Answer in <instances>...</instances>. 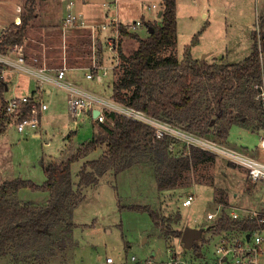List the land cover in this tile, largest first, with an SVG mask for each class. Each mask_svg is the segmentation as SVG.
<instances>
[{"label": "rangeland", "instance_id": "1", "mask_svg": "<svg viewBox=\"0 0 264 264\" xmlns=\"http://www.w3.org/2000/svg\"><path fill=\"white\" fill-rule=\"evenodd\" d=\"M61 1L18 0L21 14H27L29 8H32L36 17L26 27L25 39L20 46L24 48L29 57L42 56L49 63L48 65L54 68L64 66L63 63L68 60L70 54L76 60V66L73 67L90 69L94 62L97 63L96 57H91L94 56L93 50L96 49V44L99 41L95 40L96 43H94L91 32L86 29L71 28V31L63 32L61 29L55 28L59 23L57 16L59 13H64L66 0ZM160 1L117 0L121 12L120 18L127 22L140 20L145 25V22L156 18L154 13L157 12V9L150 7L152 4L160 6ZM175 2L177 8L176 45L164 49L163 55L173 53L178 61H182L184 51L189 50L188 45L191 44L193 37L197 39V44L190 48L192 58H201L210 64L217 62L235 64L250 54L253 44L252 32H259L261 28L259 20L264 16V0H175ZM74 10L77 11L76 6ZM49 12L51 15L47 14ZM203 14L206 16L203 17ZM37 15H41V17L45 15V19H37ZM46 17L50 19L49 22L46 21ZM156 20L158 19L156 18ZM138 33L136 34L139 37L146 38L147 28L142 26ZM96 38L97 36H95ZM129 39L124 41L123 46L119 44L120 41L118 42V47H122L121 50L122 52L125 51L126 56L133 48L132 38L129 37ZM102 41L104 43L103 39ZM130 43L132 46L128 45ZM106 52L108 53L105 48L103 50V47L100 52L98 51L102 57L101 61H98L101 64L106 61L112 65L115 58L113 55H106ZM206 53L211 54L206 55ZM119 61L118 53V62H116L119 63ZM261 65L263 84L260 94L264 93V56L261 57ZM83 74V71L78 69L76 71L67 70L65 79L67 82L78 85L89 92L103 96L111 95L112 98L113 82L111 88L108 87V77H104L102 82H98L95 79L86 80ZM111 78L114 80L115 73L112 74ZM5 79H12V85L14 82L20 83L21 88H25L26 84L24 83H27V90L30 91L35 87V83L25 76H15V74L6 72ZM49 89L51 90L49 94L44 93L41 96L47 105V110L42 113L39 136L20 134L10 125L2 132L3 134L1 133L0 185L15 178L30 180L38 186L43 185L46 177L40 162L42 160L44 162L60 160L59 152L64 148V137L69 131H75L77 137L74 139V143L76 145L89 142L95 135L98 125H93L89 119L84 120L85 117L83 116L76 120L79 122L77 126H73L72 121L74 120L67 108L68 93L61 88L50 87ZM15 92L18 96H22L29 91L19 89ZM230 95L226 111V114L230 113L228 120L237 114L232 109L237 104V101L232 100L233 98L236 99V96L231 93ZM209 99H211L209 94L200 93L197 101L198 110L205 108L204 105ZM1 104L0 101V113L2 111ZM259 112L258 116L249 117L246 120L242 119L241 122L238 121L236 126L238 125L239 128L242 126L243 129L251 132L257 128L264 130L263 106ZM110 113L111 111L105 110L104 122H108ZM185 117L187 116L183 115L182 118L185 119ZM159 119L175 124L182 131H189L200 138L210 139L217 144L223 143V141L224 143L227 142L233 148L246 150V153L253 158L264 160L259 155L260 152L256 151L259 142L257 133L251 134L240 130L238 127H232L229 134L230 144L228 139L221 140L216 137V130L223 120L219 119L216 122L217 126L211 125L208 130L209 133L200 134L187 131V120L182 119L183 122L176 124L168 119ZM71 138L72 135L69 132L66 136L69 143L65 152L78 148L72 144ZM47 140H49L48 143H46ZM187 145L185 140L171 141L170 146L172 148L169 150L172 154L178 155L183 152ZM104 151L105 148L100 147L85 159L71 164V178L74 184L77 182V175L82 163L96 160ZM151 160V153H149L129 170L117 176L111 173L103 178L99 184L97 183V188L84 190L85 198L73 212V222L77 226L75 225L76 229H73L71 234L65 232L66 224H62L53 231L45 232L41 238L32 239L28 237L24 242L11 244L6 249V254L0 256V264H106V257L112 258L113 264H167L170 258L169 250H173L176 254L182 252L181 241L173 238L174 236H169L168 239L162 238L147 212L137 209L130 210L129 207L147 206L152 208L158 214L161 224H166L168 220H172L174 222H171V228L181 230L186 225L196 226L193 222L198 221L202 216L204 217L205 213L210 211V207L217 211L215 218L211 219L215 220L214 224H216L222 213L226 214L232 211V208L229 209L230 211L227 208L229 203L237 204L229 197L225 198L222 193L214 194L208 189L213 186V177L222 168L227 167L226 169L233 171H226L225 177H223L224 181L222 179L223 183L228 182L229 184L226 188L228 193L248 192L246 172L214 157V161L202 162V167L194 166L184 173L191 187L200 185L207 188L197 187L190 190L189 193L194 197V203L191 207L182 208V203L179 202L181 200L177 198L179 192L177 189L179 188L171 189L172 191L168 193L157 190L154 177L155 168H153ZM243 180L245 186H243ZM47 198L46 192H34L28 188L22 189L16 194V199L22 204L44 205ZM219 201L224 202L225 205H219ZM245 214L247 216L252 212L247 211ZM201 240L203 239L201 238L199 242ZM262 248L263 252L258 256L259 264H264V244ZM187 250L190 251V249ZM211 253L212 246L209 247L207 258L213 256ZM210 263L212 264V260Z\"/></svg>", "mask_w": 264, "mask_h": 264}, {"label": "trees", "instance_id": "2", "mask_svg": "<svg viewBox=\"0 0 264 264\" xmlns=\"http://www.w3.org/2000/svg\"><path fill=\"white\" fill-rule=\"evenodd\" d=\"M162 8L160 25L145 23L148 32L146 38L120 28L122 38L129 36L136 42L137 48L126 56L119 46L120 65L114 72L112 98L147 116L168 119L176 124L190 116L186 129L200 134L209 133L211 125L217 126L216 122L223 120L216 130V137L224 140L231 126H236L242 119L260 114L264 16L259 20L260 31L252 32V50L247 57L235 64H210L206 60L198 61L192 58L190 48L197 44L195 37L188 45L189 50L184 51L182 61H178L173 53L162 54L167 47L176 45L175 0H162ZM33 13L32 8H29L27 14H21L18 24H11L4 30L0 38V53H5L10 46L22 45L26 27L35 18ZM69 63L76 64V60L70 56ZM5 89L6 84L0 78V134L9 125L4 111ZM200 93L209 94L211 99L207 100L205 108L198 110ZM230 93L236 96V99L232 100L237 101V104L232 109L237 114L228 120L230 113L226 114V111ZM183 115L187 117L184 119ZM108 116L107 123H96L97 131L89 142L79 145L75 150H67L60 161L50 162L43 167L46 177L43 185L38 186L21 178L11 179L0 185V256L6 254V249L11 244L24 242L28 237L41 238L45 232L53 231L62 224H66L65 232L71 234L76 227L72 223L73 212L84 200L85 188L97 186L99 179L106 174L113 173L117 176L129 170L149 153L155 168V185L160 192L177 188L185 172L202 162L214 160L213 154L193 146L184 148L178 155L172 154L169 150L171 138L168 136L157 139L152 130L140 122L113 113ZM100 147L105 148L104 153L96 160L82 163L77 183L74 184L71 178V164L88 157ZM26 188L34 192H46L48 198L44 205L20 203L16 194ZM129 209L147 212L165 239L169 236L180 237L182 234L181 231L171 228V222H174L172 220L161 224L158 214L152 208L133 206ZM228 228H240L245 232L264 229V213H258L253 220L239 221L232 220L222 213L217 223L210 226L209 230L219 232ZM193 251L199 253L200 244L194 246Z\"/></svg>", "mask_w": 264, "mask_h": 264}, {"label": "built area", "instance_id": "3", "mask_svg": "<svg viewBox=\"0 0 264 264\" xmlns=\"http://www.w3.org/2000/svg\"><path fill=\"white\" fill-rule=\"evenodd\" d=\"M73 0H66L64 11L66 14L62 20V25L67 28H86L84 20L77 12L73 11ZM123 27L131 34L138 33L142 29V23L139 20L131 21L128 24H122L117 15L110 18L107 25H102L100 28L107 31L109 35L104 38L106 50L110 55L114 56V64L110 70H116L119 66L118 62V42L122 38L120 28ZM146 27V26H145ZM147 28V27H146ZM117 61V62H116ZM66 66L58 68L51 67L43 62H38L36 59L27 60V55L24 48L20 45L8 47L5 53H0V78L4 80L5 73L10 72L19 76H26L31 79L35 87L27 94L22 96H11L6 98L5 115L9 119V125L20 133L31 136H39L42 122V113L47 110V105L42 100L41 96L50 87L63 88L68 92L67 108L71 117L77 119L80 116L104 123L105 110L111 111L110 114L132 119L140 122L146 127H149L157 139H163L168 136L171 141L176 140L186 141L188 149L193 146L197 149L207 151L214 156H224L228 161L245 169L247 182L253 187H262L264 191V160L247 156L240 152H235L226 148L222 143L200 138L199 136L185 130L182 131L175 124L165 122L159 118L147 116L142 112L124 106L111 97H101L96 94H91L64 81ZM108 69L99 66L94 62L92 68L85 71L87 80H96L102 82L103 77L107 75ZM262 106L264 109V93L261 94ZM98 110L95 117L92 116L93 111ZM264 118V114H263ZM260 147L264 152V137L261 139ZM171 149L172 147L169 146ZM264 201V195L262 196ZM192 197L188 196L184 200L183 205H191ZM258 214V213H257ZM257 214H248L240 218L237 213H232L230 219L253 220ZM263 221V220H262ZM249 236V237H247ZM264 244V229H257L251 232H245L242 229L228 228L222 231H209L205 238V242L200 248L199 253H195L193 249L184 250L176 254L173 250L168 251L170 256L167 264H259L258 256L263 252L262 245ZM212 246L213 255L207 258L209 247ZM134 260V258H133ZM112 258L106 257V264H113Z\"/></svg>", "mask_w": 264, "mask_h": 264}, {"label": "crops", "instance_id": "4", "mask_svg": "<svg viewBox=\"0 0 264 264\" xmlns=\"http://www.w3.org/2000/svg\"><path fill=\"white\" fill-rule=\"evenodd\" d=\"M59 1H61V0H59ZM64 1V0H63ZM61 3H62V1H61ZM73 6L75 7H77V11H75V10H73V11H75V12H77V14L78 15H80L81 17H82V19L84 20V23H85V25L87 26L86 28H81V29H86V30H88V31H90L91 32V34H92V41L94 42V43H96L95 42V40H97V41H99L98 42V44H96V49L95 50H93V54H94V56H92L91 58H93V57H96V60H97V64L99 65V66H101L102 64H103V67H105V68H107L108 69V71H107V75L105 76L106 78L108 77V80L107 81H109L108 82V87H110L111 88V85H112V82H113V79L111 78V76H112V74L114 75V72H115V70H110L111 69V66L114 64H112V65H110V64H108L106 61H104L102 64H101V62H99V61H101V58L102 57H100V54L98 53V51L100 52L101 51V49H102V47H103V50H104V48H105V50H106V45L103 43V41H102V39L104 40V38L107 36V35H109V33L107 32V31H103L100 27L102 26V25H107L108 24V22H110V18L113 16V15H117L118 16V19H119V21L122 23V24H128L129 22H131V21H125V19H122V18H120L121 17V12H120V9H119V7H118V2H117V0H73ZM64 4H65V2H64ZM66 5V4H65ZM161 6H162V0L160 1V6L158 5V6H156L155 4H152L151 5V9H157V12H155L154 13V15L156 14V18L158 19V20H156V18H152V19H150V21H147L148 23H153V24H155V25H160V23H161V16H162V10H163V8H161ZM65 8V7H64ZM149 8V7H148ZM74 9V8H73ZM19 10H20V6H19V4H18V0H0V38H1V36L4 34V30H6V28L10 25V24H18V22H19V20H20V16H21V12H19ZM63 11H64V9H63ZM177 12V11H176ZM48 15H51V12H49V13H47ZM65 14H66V11H64V13L63 14H61V13H59V16H57L58 17V19H59V23H58V25H57V27H55L56 29L58 28V29H61L63 32L65 31V32H69V31H71V29L70 28H67V27H64L63 25H62V20H63V18H64V16H65ZM204 16H206L205 14H203V17ZM123 17V16H122ZM36 18V17H35ZM34 18V19H35ZM41 18H43V19H45V15L44 16H42L41 17V15H37V19H41ZM53 18H55V16H53ZM122 19V20H121ZM46 21L47 22H49L50 21V19H48V17H46ZM140 21V20H139ZM147 22H145V23H147ZM141 23H142V21H141ZM142 26L143 27H145V25L142 23ZM43 27V26H42ZM78 29H80V28H78ZM139 34V33H138ZM95 36H97V38L95 39ZM127 39H129V36L128 37H123L122 39H120V45L121 46H123V44H124V41L125 40H127ZM129 40H131V39H129ZM132 41H133V48H132V50H131V52L132 51H134L136 48H137V45H136V42L132 39ZM126 44V43H125ZM128 45H131V43L130 44H128ZM94 46H95V44H94ZM132 46V45H131ZM97 48H99L98 50H97ZM122 48V47H121ZM124 52V54L126 55V53H125V51H123ZM130 52V53H131ZM96 53H97V55H96ZM129 53V54H130ZM106 55H110V54H108L107 52L105 53ZM208 54H211V53H206V55H208ZM203 55V54H202ZM202 55H201V57H202ZM128 56V55H127ZM194 58V57H193ZM31 59H36L38 62H43V63H45V64H49V63H47L44 59V57H42V56H32V57H29L28 55H27V60H31ZM99 60V61H98ZM194 60H201V58H199V59H196V58H194ZM241 61V60H240ZM70 62V56L68 55V60H66L63 64H64V66H66V71H65V76H66V72H67V70L68 71H76V69H78V70H81V71H83V76L85 77V71H86V69H87V67H73V66H76V64H71V63H69ZM229 64H233V63H229ZM83 65V64H82ZM49 66H51V65H49ZM107 66H109V67H107ZM7 73H10V72H7ZM11 74H14V73H11ZM5 75H6V73H5ZM15 76H19V75H16L15 74ZM65 76H64V81L65 82H67L66 81V79H65ZM26 77V76H25ZM27 78V77H26ZM104 78V77H103ZM12 79H13V76H12ZM12 79H8V80H6L5 78H4V83L6 84V89H5V92H4V95H3V99L4 100H6V98H8V97H11V96H18L17 94H16V90L17 91H19V89H24V90H26V91H30V90H27V83H24V84H26V86H25V88H21V84L20 83H15L14 82V85H12L13 83L11 82V80ZM86 79V78H85ZM31 80V79H30ZM87 80V79H86ZM32 81V80H31ZM33 82V81H32ZM68 84H70V85H72L73 87H77V88H79V89H81V90H83V91H87L86 89H83L82 87H80V86H78V85H74V84H72V83H70V82H67ZM15 88V89H14ZM60 88V87H59ZM58 88V89H59ZM28 89H29V85H28ZM61 89H63V88H61ZM65 92H67L65 89H63ZM111 90H112V88H111ZM50 89H48L45 93L46 94H49L50 93ZM87 92H89V91H87ZM14 93H15V95H14ZM68 93V92H67ZM89 93H91V94H96V95H99V96H101V97H111V95H109V96H103V95H100V94H97V93H92V92H89ZM5 95H7L6 97H5ZM2 105V104H1ZM72 119L74 120V121H72V124H73V126H77V124L79 123V122H77L76 120L78 119H75V118H73L72 117ZM84 120H88L86 117H85V119ZM90 121H91V123L93 124V125H95L97 122L96 121H93V120H91V119H89ZM8 127V126H7ZM234 128V127H238V125L237 126H231L229 129H228V131H229V134H230V132H231V128ZM239 128V127H238ZM94 129V128H93ZM240 130H244V131H246L247 133H251V134H255V133H257L259 136H258V139H259V142H258V145L256 146V151H259L260 152V156H262L263 158H264V152L262 151V149H261V147H260V142H261V139L264 137V130L263 129H260V128H257V129H255L254 130V132H251V131H249V130H246V129H243L242 128V126L239 128ZM69 132H71V135H72V138H71V142H72V144L75 146V147H78V145H80L81 143H78V145H76L75 143H74V139L77 137V135H75V131H69ZM68 132V133H69ZM67 133V134H68ZM3 134V133H2ZM67 134L65 135V137H64V141H63V143H64V148L62 149V150H60V156L62 157V155L63 154H65V151H66V149H67V147H68V140L66 139V136H67ZM228 134V136H227V138H226V140L228 139V142L230 143V141H229V137H230V135ZM1 135V134H0ZM225 140V141H226ZM49 142V140H47L46 141V143H48ZM231 144V143H230ZM73 145H70V146H73ZM222 145L224 146V147H226V148H229V149H231V150H233V151H235V152H240V153H243V154H245V155H247V156H249L247 153H246V150H240V149H238V148H233L232 146H230V145H228L227 144V142L226 143H224V141H223V143H222ZM76 149V148H75ZM75 149H73V150H75ZM180 154V153H179ZM61 157H60V160H61ZM215 158L217 159V160H221V161H225V162H227V163H229V164H231V165H233V166H236V167H238V168H241L242 170H244L245 171V169L243 168V167H241V166H237V165H235V164H233L232 162H230V161H228L227 160V158L226 157H224V156H222V155H220V156H215ZM85 159V158H84ZM59 160V161H60ZM81 160H83V159H81ZM54 161H56V160H47V162H44V160H42L41 162H40V165L41 166H46L48 163H50V162H54ZM92 161V160H91ZM214 161V160H213ZM84 162H86V161H84ZM83 162V163H84ZM198 166H201L202 167V164H199ZM227 167H225V168H222L219 172H217V174L215 175V177H213V186H210L208 189H210L211 190V192H214V194H216V193H222L223 194V196L226 198V197H229L232 201H234V202H237V204L236 205H234V203H229V206L227 207L228 208V210L230 209V208H232V211H230L229 213L227 212L226 213V215L230 218L231 217V215H232V213H237L239 216H240V218H242V217H245L246 216V212L247 211H249V212H252V213H254V214H257V213H264V201L262 200V196L264 195V191H263V189H262V187H256V188H253L248 182V184H247V186H248V192H246V193H240L239 191L238 192H232V193H228L227 192V187L229 186V184H228V182H225V183H223L222 182V179H223V177H225V172L227 171V172H229V170L230 169H226ZM42 171H43V168H42ZM230 172H233L232 170H230ZM108 174H106V175H104V177H102V178H100L99 179V182H98V184L101 182V180L103 179V178H105L106 176H107ZM246 175V174H245ZM232 176H234L233 175V173H232ZM247 178V177H246ZM189 180V179H188ZM223 181H224V179H223ZM241 181V180H240ZM247 181V180H246ZM188 182L189 181H187V178L184 176V174L182 175V177L180 178V181H179V183H178V187L177 188H179V189H177V190H179V192H178V196H177V198H178V200L180 199L181 201H179L180 203H182L181 204V207L182 208H186V207H191L192 205H193V203H194V197L189 193V191L190 190H193V189H196L197 187L198 188H203V187H205V188H207L206 186H200V185H194V186H192L191 187V185H189L188 184ZM77 183V182H76ZM242 183H243V186H245V184H244V180L242 181ZM97 184V185H98ZM212 184V183H211ZM204 185V184H203ZM95 188H97V186H94V187H86L85 188V190L86 189H95ZM176 189V188H175ZM169 191H172V190H168V191H163L164 193H168ZM188 196H191L192 197V204L191 205H186V206H184L183 205V202H184V200H186V198L188 197ZM230 202V201H229ZM81 203V202H80ZM80 203H79V205H80ZM219 203V205H221V204H223L224 202H222V201H219L218 202ZM79 205H78V207H79ZM223 205H225V204H223ZM77 207V208H78ZM76 208V209H77ZM179 208V207H178ZM211 209H210V211H207L206 213H205V215H204V217L202 216V217H200L199 219H198V221L197 220H195L193 223L196 225V226H190V225H186V226H184L181 230H179V229H177V228H175V230H177V231H181V232H183V230L187 227V226H190V227H194V228H197V229H204V228H209L210 226H212V225H214V222H215V220L213 221V220H211L213 217L215 218V216L217 215V211H216V209H214L213 207H210ZM75 209V210H76ZM75 210H74V212H75ZM180 210V209H179ZM73 216H74V213H73ZM73 216H72V223H74L73 222ZM220 218V217H219ZM219 218H218V220H219ZM76 226H77V224L76 223H74ZM155 227V226H154ZM202 227V228H201ZM155 228H157V227H155ZM76 228H74V230H75ZM158 229V232H159V235L162 237V238H164V236H163V234H162V231L159 229V228H157ZM210 230H206L204 233H203V235L201 236V238L204 240H201L200 242H198L199 244H200V248L202 247V245L204 244V242H205V238H206V236H207V232H209ZM182 235V234H181ZM181 237V236H180ZM180 237H173V238H176V239H179L180 241H181V238ZM165 239V238H164ZM183 246V245H182ZM183 247H182V251H183Z\"/></svg>", "mask_w": 264, "mask_h": 264}, {"label": "water", "instance_id": "5", "mask_svg": "<svg viewBox=\"0 0 264 264\" xmlns=\"http://www.w3.org/2000/svg\"><path fill=\"white\" fill-rule=\"evenodd\" d=\"M151 31H152V28H150L149 32ZM97 113H98V110L93 111L92 116L95 117ZM206 230L208 231L209 228L197 229L194 227L187 226L183 230L182 235L180 237L183 248L187 250V249H193L194 246H197L199 244L198 242L201 239V236Z\"/></svg>", "mask_w": 264, "mask_h": 264}]
</instances>
